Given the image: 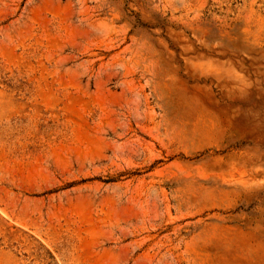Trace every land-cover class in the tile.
Listing matches in <instances>:
<instances>
[{
    "label": "rangeland",
    "instance_id": "374dc122",
    "mask_svg": "<svg viewBox=\"0 0 264 264\" xmlns=\"http://www.w3.org/2000/svg\"><path fill=\"white\" fill-rule=\"evenodd\" d=\"M0 264H264V0H0Z\"/></svg>",
    "mask_w": 264,
    "mask_h": 264
}]
</instances>
